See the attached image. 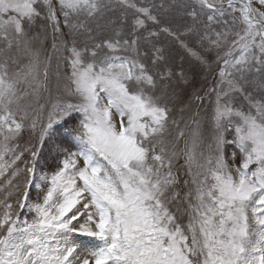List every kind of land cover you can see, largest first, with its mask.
Here are the masks:
<instances>
[{"label":"snow or ice","instance_id":"6c2138e0","mask_svg":"<svg viewBox=\"0 0 264 264\" xmlns=\"http://www.w3.org/2000/svg\"><path fill=\"white\" fill-rule=\"evenodd\" d=\"M0 264H264V0H0Z\"/></svg>","mask_w":264,"mask_h":264},{"label":"rangeland","instance_id":"374dc122","mask_svg":"<svg viewBox=\"0 0 264 264\" xmlns=\"http://www.w3.org/2000/svg\"><path fill=\"white\" fill-rule=\"evenodd\" d=\"M157 3L160 2V0H156ZM167 2V0H165ZM166 17V22H169L167 18H171V23L173 26H183L185 20L180 19L175 12H170L167 14H164ZM186 19V18H185ZM193 45L195 46V41H192ZM215 59V52H213L210 55V60ZM183 67L186 72H188L189 76L192 79V84L186 89V92L190 94L193 90V88L199 89L202 86L207 87L212 80H213V75L216 71V65L213 64L211 67V70H208L204 66L198 64L192 57L185 56ZM231 151V149H229ZM79 239L82 240H87L88 238L86 237H80ZM80 255L85 256L87 255V250L86 249H80Z\"/></svg>","mask_w":264,"mask_h":264}]
</instances>
